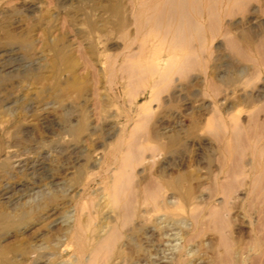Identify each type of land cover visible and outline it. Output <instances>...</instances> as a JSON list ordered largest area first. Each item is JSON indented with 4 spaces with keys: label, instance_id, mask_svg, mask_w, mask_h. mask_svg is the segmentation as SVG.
<instances>
[{
    "label": "bare ground",
    "instance_id": "1",
    "mask_svg": "<svg viewBox=\"0 0 264 264\" xmlns=\"http://www.w3.org/2000/svg\"><path fill=\"white\" fill-rule=\"evenodd\" d=\"M103 5L116 17L114 28L124 44L120 53L104 58L109 82L116 80L112 96L105 92L102 98L111 102L127 91L128 107L142 111L132 131L111 144H98L102 150L87 143L96 139L97 126L90 125L85 112L62 128L65 135L58 141L41 138L13 148L11 141L20 133L17 125L27 133L44 123L40 121L61 101L85 94L86 79L78 75L79 62L71 49L49 32L43 36L41 50L29 62L37 71L22 80V92L36 99L38 114L27 119L23 107H16V116L10 118V107L0 105V130L7 138H0V152L5 150L0 154V264H200V248L206 245L200 237L206 231L216 235L207 264H264V116H258L264 109V78L250 63L264 65V29H256L264 23L259 22L264 0H140L130 16L124 15L120 0ZM88 25L101 30L104 24L91 20ZM219 36L222 46L213 44L215 50L232 57L222 69L218 56L209 58L210 42ZM5 37L21 36L5 30ZM151 38L164 46L166 57L159 46L148 49ZM6 63L0 64L4 75L20 68L16 60ZM195 80L211 92L194 94L199 110L206 112L198 127L224 133L218 155L208 156L207 163L216 159V166L206 171L212 183L207 194L199 187L207 176L199 170L169 171L161 162L151 170L145 163L147 157L173 155L178 146L189 144L179 136L186 129H175L186 113L175 110L160 117L156 129L151 119L160 104L150 103L163 91V104L173 96L185 102L183 85ZM137 95L147 102L137 103ZM15 98L10 99L13 106ZM242 107L247 108V126L240 119ZM105 129L110 134L118 128L106 124ZM64 151H72L76 163L85 162L73 170V177L61 172L66 168L58 155ZM247 154L251 157L245 159ZM246 177L251 217L246 222L249 237L243 241L231 238L228 229L234 220L228 214L243 204L234 192ZM217 194L219 199L212 198ZM35 224L40 231L27 241L25 232ZM194 238L199 239L189 245Z\"/></svg>",
    "mask_w": 264,
    "mask_h": 264
},
{
    "label": "rangeland",
    "instance_id": "2",
    "mask_svg": "<svg viewBox=\"0 0 264 264\" xmlns=\"http://www.w3.org/2000/svg\"><path fill=\"white\" fill-rule=\"evenodd\" d=\"M106 1L107 0H0V57L3 58H0V64L12 62L13 60H16L18 64H20L18 65L20 68L12 73L7 75L0 73V105L5 103L10 107V110L8 111L10 118H14L16 116L14 113H16V110L19 109L18 107H23L22 109L27 119L34 114L33 112H35V114L37 113V109L34 110L36 99L31 95L26 96L25 93L22 92L24 85L22 80L28 73L37 71L36 68H34L35 66L33 64L31 66L29 62L32 58H34L33 52L41 50V39L47 32H49L52 37H58L60 43L67 45L71 49L73 56L79 62L77 65V73L80 77H83L84 80L86 79L85 94L82 98L77 100L75 99V101H73L74 96H72L70 99L61 101L59 106L54 111L47 113V117L40 121H43L44 123L37 124L36 128L27 133L22 131V129H24L22 125L19 127L18 125L17 127L15 126L16 129L20 130V133L11 141L12 143L10 145L13 148H22L25 144H31L41 138L44 142L49 140H52L53 142L58 141L65 135L62 128L67 126L69 122H73L80 112H85L88 116H90V125L97 126V131L93 135V137L96 136V139L92 140V142H87L90 143V148L95 146L97 149L102 150L103 146H97L98 144H111L115 141V139L123 137L133 130V126L138 121V115L142 110L134 111L128 107L127 103L131 99L129 93L127 91H121L117 93L113 99H111L113 100L111 102L102 98V95L105 92H107L108 96H112L111 89L114 87V82L116 80V78H112V82H109V73L106 69L104 58L108 54L120 53L124 44V40L120 37L121 33L114 28V24L117 22L116 17L112 16L108 10H104L105 7L103 8V4H105ZM110 1L114 2L116 0ZM120 1L122 2L125 10L124 15L130 16L134 8L137 9V4L140 0ZM89 19L103 22L104 25L101 27L102 29L91 30L88 25L91 21H89ZM260 21L264 22V13H260L259 15V22ZM256 29H264V23L263 25H260L259 29L258 27ZM5 30H9L17 36L20 35V39L9 40L5 37ZM28 37L30 40H25ZM150 40L152 42L148 49H154L155 46H159L162 50L161 55L166 57L167 53L164 51L165 48H163L164 46L161 45L158 39L151 38ZM222 40V37L219 36L217 39L210 42L212 52L209 57L212 58L214 55L218 56L217 62L221 64V69L224 68L225 64L230 62V58H232L228 55V52L224 54L222 50H215V45L220 44V46H222ZM30 41L33 48L29 47ZM116 58L120 61L121 55H117ZM253 59L255 60L256 58ZM253 62H250L253 68L255 67L254 69H260L259 78H264V65H257V60ZM255 64L260 68H257ZM100 66L103 68L102 73L98 72V67ZM259 82L260 80L258 79V83ZM220 88H223V86L220 85ZM182 92L183 96L186 98L185 102L179 100L178 97L173 96L169 99L170 101L167 104H163L159 98L167 94L165 91L159 95L158 100L151 101L150 105L152 107H155L158 103L160 104V107L157 108L155 114L152 116L151 127L158 129L162 124V122L159 121L161 118L170 115L171 112H174L175 110L182 111L186 114L180 118V125L176 126L175 129L181 127L187 131L191 125L195 126L193 129H188L191 131H184L179 134V136L183 137L182 139L189 142V144L184 149H181V147L178 146L177 153L173 155L165 153L155 154L153 157H147L145 163L147 167L151 168V170H154L161 162L163 163V166H167L169 171H174L176 169H190L191 172H195L199 170L200 172H198L201 173V176L205 177L207 176L206 171L210 168L212 169L211 172L215 170L216 159L213 160L214 162L212 165H209L207 163L208 156L214 158V156L216 157L218 155V149L221 145L219 142V136H222L224 133L220 131L217 135L206 132L198 127L200 126L202 118L205 117L206 112L199 110V101L197 100V97L198 95H203L204 92L211 93L204 83H200L198 80H195L193 84L183 85ZM15 94L18 95L16 98L14 96ZM194 94L198 95L196 96ZM19 96H21V98ZM12 98L16 99L14 100V106L13 101H11L13 100ZM136 102L144 103L147 102V100H144L142 96L137 95ZM10 103L12 104L10 105ZM5 104L4 106L6 107ZM11 107H14V110L16 107L18 109L13 111V108ZM194 107L197 109L196 111ZM31 108H33V110ZM246 110L247 108L245 107L240 108L239 115L242 124L247 126L248 113ZM191 111L192 114H190ZM259 112L258 116L262 118L264 116V109ZM166 119L169 120L168 118H165L164 121ZM106 124H113L117 126V131L108 134V131L105 129ZM171 125L175 124L171 123L170 126ZM4 136L3 132L0 130V138L2 140H5L3 138H6V135L4 134ZM252 137L253 136H249V139L251 138L252 140H257V136H255L256 139H254L255 137ZM191 140H193V143H190ZM2 152L5 153V150ZM2 152H0V154ZM247 156H245V159L251 157L250 154H247ZM74 159L75 156L72 151H64L58 155V163H60L62 167L66 168L61 172H63L64 175L66 172H70L69 174H66L67 178L70 176L73 177V170L78 169L80 167L78 165L85 163L84 160H80L78 164ZM89 169L94 171L98 170L97 167L89 168L87 166L86 170ZM1 172L2 170L0 169V173ZM205 178L206 179H201L202 186L199 187H202L203 192L207 194L209 193L208 188L212 186V183L210 184V180L207 179L208 176ZM209 178L211 179V177ZM16 179L18 178L15 176L14 180ZM193 182L195 181H192V183ZM246 182L247 177L245 180L243 179V184L237 187L238 190L236 189L234 192V196L239 195L243 197L242 206L239 207L240 205L238 204L239 206L232 207L228 214V217H231L234 220L232 221L233 223L231 227L228 229L231 238L243 241L248 240L249 229L247 228L246 222L251 217V215H249L250 211L248 209V201L245 199L247 186ZM194 185H197V183H194ZM219 196L220 195L217 194L212 198H218ZM36 226L38 225L35 224L31 229L25 232L27 236L24 237V239L27 241H33L30 236H35L36 233L40 231L38 228V230H36ZM55 228H58V226ZM11 238L12 237H9L8 240ZM200 238L203 239L206 244L200 248L199 254L200 257L202 256L200 264H207L214 253L212 245L216 241V235L211 231H206L201 234ZM198 239L199 238H194L191 240L192 242H190L192 244L189 245H193V243ZM67 255L68 252L64 253V257Z\"/></svg>",
    "mask_w": 264,
    "mask_h": 264
}]
</instances>
